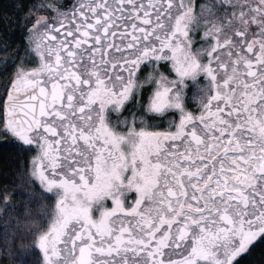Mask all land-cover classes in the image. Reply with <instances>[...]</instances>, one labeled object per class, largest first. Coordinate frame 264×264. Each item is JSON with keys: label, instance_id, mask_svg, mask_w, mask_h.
<instances>
[{"label": "snow or ice", "instance_id": "1", "mask_svg": "<svg viewBox=\"0 0 264 264\" xmlns=\"http://www.w3.org/2000/svg\"><path fill=\"white\" fill-rule=\"evenodd\" d=\"M10 264H264V0L0 4Z\"/></svg>", "mask_w": 264, "mask_h": 264}, {"label": "trees", "instance_id": "2", "mask_svg": "<svg viewBox=\"0 0 264 264\" xmlns=\"http://www.w3.org/2000/svg\"><path fill=\"white\" fill-rule=\"evenodd\" d=\"M5 155H6L5 152H0V183L5 182V176L3 174L6 170V166L4 165ZM258 259H259V250H257V253L252 257H246L244 260H242L241 264H252V261ZM0 264H10L9 258L5 256L2 251H0Z\"/></svg>", "mask_w": 264, "mask_h": 264}, {"label": "flooded vegetation", "instance_id": "3", "mask_svg": "<svg viewBox=\"0 0 264 264\" xmlns=\"http://www.w3.org/2000/svg\"><path fill=\"white\" fill-rule=\"evenodd\" d=\"M14 2V0H0V4H4V3H12ZM0 152H4L3 150H0Z\"/></svg>", "mask_w": 264, "mask_h": 264}]
</instances>
